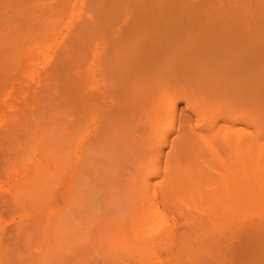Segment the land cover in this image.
<instances>
[{
    "label": "bare ground",
    "instance_id": "6f19581e",
    "mask_svg": "<svg viewBox=\"0 0 264 264\" xmlns=\"http://www.w3.org/2000/svg\"><path fill=\"white\" fill-rule=\"evenodd\" d=\"M0 264H264V0H0Z\"/></svg>",
    "mask_w": 264,
    "mask_h": 264
}]
</instances>
